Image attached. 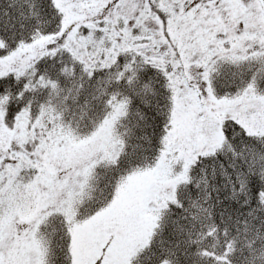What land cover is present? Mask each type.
<instances>
[{"label": "snow or ice", "instance_id": "1", "mask_svg": "<svg viewBox=\"0 0 264 264\" xmlns=\"http://www.w3.org/2000/svg\"><path fill=\"white\" fill-rule=\"evenodd\" d=\"M0 264H264V0H0Z\"/></svg>", "mask_w": 264, "mask_h": 264}]
</instances>
